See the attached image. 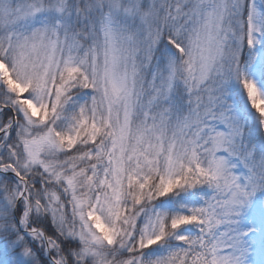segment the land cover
<instances>
[{
  "label": "snow or ice",
  "instance_id": "1",
  "mask_svg": "<svg viewBox=\"0 0 264 264\" xmlns=\"http://www.w3.org/2000/svg\"><path fill=\"white\" fill-rule=\"evenodd\" d=\"M0 264H264V0H0Z\"/></svg>",
  "mask_w": 264,
  "mask_h": 264
}]
</instances>
